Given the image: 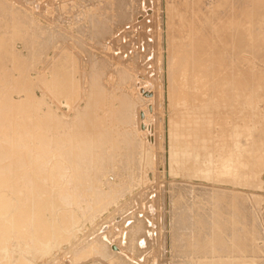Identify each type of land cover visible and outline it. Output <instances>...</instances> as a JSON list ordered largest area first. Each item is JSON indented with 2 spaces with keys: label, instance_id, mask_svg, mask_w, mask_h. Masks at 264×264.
<instances>
[{
  "label": "rangeland",
  "instance_id": "obj_1",
  "mask_svg": "<svg viewBox=\"0 0 264 264\" xmlns=\"http://www.w3.org/2000/svg\"><path fill=\"white\" fill-rule=\"evenodd\" d=\"M178 2H187L189 12L200 9L211 16L216 14L212 19L214 28L208 37V50L196 49L200 39L190 32L180 40L181 53L169 48L166 7L169 3L178 5ZM239 3L240 0H150L149 3H143V0H0V6H5L4 10L0 9V23L3 24L0 27V49L2 55L10 53V59L0 62V108L6 102L21 105L27 101L36 109L35 116L41 120L42 127L52 125L50 116H53L51 111L54 108L57 116L68 120L69 124L72 122L68 125L73 129L71 132L82 131L81 127L87 122L99 124L102 119L105 130L123 142V150L116 151V163L108 161V166L91 168V175L84 176L81 182L78 178L76 183L72 182V177L67 174L72 161L60 162L66 169L59 172V180L67 183L68 189L61 190L59 197H63L64 205H69L65 210L69 213L74 205L71 189H77L73 193L82 211L79 224L68 239L59 242L54 260L51 257L39 259L34 264H221L223 261L264 264V183L260 189L236 188L192 179L186 171L180 174L178 167L184 163L201 164L205 160L211 142L201 139L203 135H209L201 117L208 115L211 121L214 119L212 141L215 149L230 148L231 134L237 125H241L240 131L247 128L243 116L245 112H251L244 108V102L248 101L247 96L252 94L251 89L256 84H249L246 97L234 99L224 92L227 85L217 82L220 76L225 78L238 71L232 48L231 10ZM192 18L191 13L188 20ZM85 29L92 30L85 33ZM96 42L98 44H93ZM13 53L15 57L11 56ZM173 60L176 62L172 65ZM59 62H62L67 83L75 89L69 97V108L65 106L66 100L64 104L51 101L54 97L46 90V82L51 76L48 67L52 64L58 67ZM192 63L204 64L210 78L209 95L203 102L210 104V109H202L193 117L186 111H176L175 104L180 105L190 93L181 94L183 89L172 82L182 65L192 66ZM254 63L259 73H263L264 60H255ZM19 80L30 81L31 88H26L31 90L29 99ZM171 97H174L172 104L175 107L169 101ZM255 103L253 110L259 124L256 128H249L252 134L240 137L245 149L239 162L251 161L255 156L257 162L263 163L258 175L264 179V149L253 155L257 151L256 145L264 148V142H261L264 141V91L258 94ZM198 104L201 102L193 105ZM222 106L229 110L221 109ZM15 113L20 119V111ZM171 121L182 124V127H173ZM48 129L43 128L42 132L47 135ZM44 139L48 143V139ZM128 142L135 143V146L127 155L131 159L127 165L125 156L119 154L130 152L125 151L127 145L132 148ZM32 154L34 157L35 151ZM47 157L49 154L46 153L44 158ZM49 158L51 160V156ZM217 158L218 155L214 160L221 166L224 160ZM91 217L93 221L89 220ZM81 229L83 231L79 234ZM198 238L212 244L220 238L222 245L229 246L228 251L218 248L194 251L192 246ZM104 246L112 251L113 258L100 257Z\"/></svg>",
  "mask_w": 264,
  "mask_h": 264
},
{
  "label": "bare ground",
  "instance_id": "obj_2",
  "mask_svg": "<svg viewBox=\"0 0 264 264\" xmlns=\"http://www.w3.org/2000/svg\"><path fill=\"white\" fill-rule=\"evenodd\" d=\"M146 1L147 0H145L144 2L143 0V3L150 2V0L147 2ZM169 4L166 7L167 8L166 12H168V16H169L168 44H169V48L171 49V51H173L174 49H176L178 52L183 51L181 49L182 44L180 43V40L184 39L185 36L189 32L194 34L197 39H200V43L196 45V49L208 50L209 45H210V42H208V37L209 38L211 37L212 31L214 28L212 24V19L215 18L216 14L211 16V15L205 14L200 9L191 10V12H189V7L187 5V2L186 3L180 2L178 5H174L175 3L173 5L171 4L169 5ZM0 9L4 10L5 6H0ZM231 11L233 14V16L231 17V19L233 20L232 21L233 23L231 24L232 35H233L232 48L234 51V62H235L234 65H235V68L238 67V71L231 72L229 75H226L225 78H221L220 76L217 82L225 83L227 87L224 90V92L230 94L234 99H238L242 96L246 97V93L249 91L248 89V87L250 86L249 84H253V83L256 84V87L251 89L252 94L247 96L248 101L244 102V108H247L246 110H250L251 112V113L245 112L244 113L245 115L243 116V118L245 119V122L247 121V124H246L247 128L245 127L246 130L240 131L241 125H237L234 128L233 133L231 134L233 139H232V142H230V148L225 149L222 147L220 148L218 147L219 149H215L214 148L215 144L212 141L213 139L212 127H213L214 119L211 121L208 115L201 117L202 118L201 120L205 122V126L208 129V134H209V135L207 134L203 135L201 139L203 142H211V146L208 149L205 160L201 164L184 163V164H180L178 167H179L180 174L186 171L191 175L192 179H197V180H202V181L204 180V181H209V182H214V183H219V184L221 183L228 184L236 188L243 186V187H249V188L251 187V188L260 189V187L264 183V179L259 178L260 176L258 175V169L259 167L263 166V163L261 161L257 162L258 159L255 156L252 158L251 161L246 158L248 162L247 161L239 162V159L241 158V156H243V152L245 149L244 147L241 146L242 142L240 141V137L242 135L252 134V132H249V128L250 127L256 128L257 125L259 124V121L258 120L256 121L257 114L255 113V110H253V108H255L256 106L255 101H256V98L258 97V94L261 91H264V84H263L264 72L259 73L254 62L255 60H264V0H240V3L237 6H235V8L232 9ZM191 13L193 15V18L191 20H188L189 15ZM130 14H132V12ZM131 16L132 15H130V17ZM2 25L3 24L0 23V27ZM114 28L116 27L114 26ZM91 30L92 29H90L89 31L91 32ZM84 31L85 33L89 32L86 29ZM101 32L102 31H100V33ZM88 35L90 36V34ZM88 35L87 37H89ZM98 41L100 40L98 39ZM93 44H98V43L96 42ZM1 52L2 51L0 49V62L10 59L9 52H5L6 55H2ZM247 55L250 56V58L247 57ZM11 56L15 57L14 53ZM175 62L176 61L173 60L172 65ZM61 63L62 62H59L60 66L58 67L55 66V64H52L51 66L48 67L51 73L50 74L51 76H50V80L46 82V90H48L49 94L50 95L52 94L54 97L51 99V101L53 100V101L63 102L64 100H66L65 106L69 108L68 106L69 101H71L70 95L75 89L71 83L70 84L67 83L68 80L66 76L64 75L65 72L62 70L64 68L61 66L62 65ZM20 65H22V63H20ZM98 68H101V66H98ZM206 69L207 67L202 63L200 64L192 63V66L189 64L188 65L185 64L181 66L180 72L174 75V77L172 78V82L174 85L180 87L181 90L183 89L181 94L190 93V95L186 96V100L182 99V102L180 105L175 104L177 105L176 111L178 112L186 111L188 112L189 116L192 115L191 117H193L197 115V113L200 112L202 109L203 110L210 109V106H209L210 104L207 105L203 103L206 101L205 99L206 97H208L207 95H209L207 87H209L208 85L210 83V78H209V75L206 73ZM104 71L106 70L104 69ZM131 80L133 79H130V81ZM18 82H19V85H21V87L23 88V90L26 88L29 89V87L31 86L30 81L19 80ZM126 83H127V79H126ZM27 89L25 93H26V97L29 99V97H31V90L28 91ZM89 90L87 92H89ZM227 98L229 99V97ZM173 100H174V97H171V99L169 100L171 102V105H173L172 104ZM191 101H193V104L196 102H201V104H198L195 106L192 104L193 105L192 106L190 105ZM175 102L177 101L175 100ZM23 104L20 105L19 103L12 104L10 102H6V104H4L0 108V264H34L39 259H46L50 257H51V260H54L57 256V253L55 251L59 247V242L63 239L65 240L68 239L67 237L71 233H73L74 231L73 229L79 224V221H78L79 213L82 211L81 209H79L78 201L76 200V196L73 193V192H76L77 189L75 191L72 190L71 187L73 188V186L70 184L71 193L73 194V196L71 197L72 199L71 201H74L73 202L74 205H73L72 210L69 213L65 212V210L68 209L69 205H64L63 200H62L63 197L62 198L59 197L60 191L67 187V183L62 182L63 180L62 181L59 180L60 179L59 172H62L66 169L64 165L60 162L69 161V160L72 161L70 173H67V174H70V176L72 177V180H73V181L71 180L72 182H75L76 178H78V180L81 182L84 176L87 177V175H91V173H89L91 171V168L93 169V168H96L97 166L103 168L105 166H108L107 165L109 163L108 161H111L112 163H116V160H115L116 151L120 152L121 150H123L121 149L123 148L121 147L123 142H119L118 140H116V137L113 138L110 135V132L105 130L106 126H104L102 119L100 120L99 124L96 122H87L86 125H84V127L82 126L81 129L78 128L80 130L83 129L82 131L71 132L73 129L68 125H72V122L71 124H69L68 120L62 119L61 117L57 116L54 108L51 107L52 108L51 114H53V116L52 117L50 116V121L52 125H50L51 127L48 126L50 128L48 129L47 126L42 127L41 126L42 124H40L41 120L35 116L36 109L31 107V105H28L29 102L27 101L25 102L24 105ZM228 107H230L231 109V104ZM212 108H213V105H212ZM224 108L222 106L221 109H224ZM16 111H20V114H19L21 115L20 119L16 117L17 115L15 113ZM131 113L133 112L131 111ZM131 113H129V115ZM95 115L96 114L93 115L92 119L95 118ZM54 117H56L55 122H54ZM56 119H57V122H56ZM171 124L173 127H182V124H179L174 121H171ZM43 128L49 130L47 135L46 133L42 132ZM44 138L48 139V143L45 142ZM132 142H134V140ZM132 142H128L129 144H132V148H130L131 146L129 147L127 145V149L125 150V151L129 150L130 152H123L122 154H119L121 155V157L123 155L126 157V159L124 157V160H126L127 165L129 164L128 161L131 160L129 159V157L127 158V155L130 154L134 150V146H135V143H132ZM261 142H264V141H261ZM253 144L255 145L256 143L253 142ZM262 146L263 145H259V144L256 145L255 148L257 151L254 152L253 155H255L258 152V150L263 151L264 148H262ZM34 151H35V156L32 157L33 156L32 153H34ZM46 153L49 154V157L51 156V160L49 157L44 158L46 156ZM110 153H113L114 156L113 155L110 156ZM217 155H218L217 159L221 160L222 158V160H224L221 162V166L219 165V162H216V160H214V157ZM47 161L52 162V163L49 162L51 166ZM58 162L60 165L58 164ZM251 162L252 164H250ZM67 169L69 170V167ZM98 174H99V171H98ZM174 174L177 175L176 173ZM62 176L64 177V174ZM94 180H97V179L94 178ZM92 189H95V188H92ZM67 194L69 196V193ZM78 198H81V197L79 196ZM100 198H102L101 195H100ZM67 202L70 203V201H67ZM90 202L91 201H88V203ZM96 205L97 204H95V207ZM248 206H250V204ZM95 207L94 208L92 207V208L95 209ZM86 213L88 214V212ZM89 216H91V214ZM255 216L257 215L255 214ZM258 217L260 218L259 215ZM89 220H92V217ZM261 220L262 219L260 218V221ZM82 229L79 230V234L80 232L83 231ZM193 234L194 232H192V236ZM74 237L75 239H77L78 235ZM232 237H235V236H232ZM75 239L73 241H75ZM201 239L198 238L195 240V244L192 246L194 247V251L195 250H197L198 252L199 250L213 251L216 248L221 249V250L224 249V252L228 251L227 249L229 248V246L227 247V245L225 244L222 245L223 241L220 238L215 240L214 244L202 242ZM88 240H90V237L88 238ZM88 240L86 241L87 243L89 242ZM185 240H187V238ZM94 241H95V238H94ZM71 243H74V242H71ZM95 243H97V245H100V243L98 242H95ZM97 245L96 247H98ZM104 247L102 248V254H100V257L104 256L105 258L107 257H109L110 259L113 258L112 253H111L112 251L109 252V250L106 247H105L106 249H104ZM99 251L101 250L99 249ZM115 255L118 256L117 254ZM97 256H99V254ZM74 257H76V255ZM119 260L121 261V259ZM221 264H232V262L223 261V263Z\"/></svg>",
  "mask_w": 264,
  "mask_h": 264
}]
</instances>
